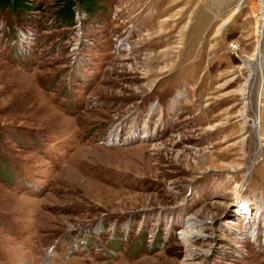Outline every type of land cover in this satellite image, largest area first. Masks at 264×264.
<instances>
[{"label":"rangeland","instance_id":"374dc122","mask_svg":"<svg viewBox=\"0 0 264 264\" xmlns=\"http://www.w3.org/2000/svg\"><path fill=\"white\" fill-rule=\"evenodd\" d=\"M28 1L0 16V264H264L254 0H101L63 27Z\"/></svg>","mask_w":264,"mask_h":264},{"label":"trees","instance_id":"16d2710c","mask_svg":"<svg viewBox=\"0 0 264 264\" xmlns=\"http://www.w3.org/2000/svg\"><path fill=\"white\" fill-rule=\"evenodd\" d=\"M100 2L101 0H54L50 13L60 27L71 26L77 12L90 16L98 9ZM29 6L28 0H0V16L9 14L18 19L16 16L21 17L23 12L30 9Z\"/></svg>","mask_w":264,"mask_h":264},{"label":"built area","instance_id":"2783aa9c","mask_svg":"<svg viewBox=\"0 0 264 264\" xmlns=\"http://www.w3.org/2000/svg\"><path fill=\"white\" fill-rule=\"evenodd\" d=\"M255 3V15L257 20L260 21L261 24L264 23V0H254ZM231 49L235 48L233 42L229 43Z\"/></svg>","mask_w":264,"mask_h":264},{"label":"bare ground","instance_id":"6f19581e","mask_svg":"<svg viewBox=\"0 0 264 264\" xmlns=\"http://www.w3.org/2000/svg\"><path fill=\"white\" fill-rule=\"evenodd\" d=\"M241 208H239L240 211H247V201H241V204L240 206ZM197 221L196 220H193V219H190L187 221V225L188 227H193L194 224H196ZM195 231V230H194ZM183 233H181L183 236V239L184 240H188L190 239V237H192V233H190L188 230H185V231H182ZM180 234V233H179Z\"/></svg>","mask_w":264,"mask_h":264}]
</instances>
